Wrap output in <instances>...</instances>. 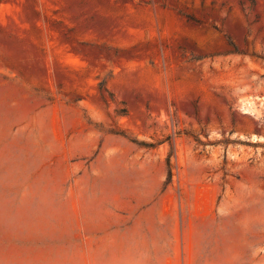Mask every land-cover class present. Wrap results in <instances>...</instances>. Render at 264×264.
Returning a JSON list of instances; mask_svg holds the SVG:
<instances>
[{
	"label": "rangeland",
	"instance_id": "1",
	"mask_svg": "<svg viewBox=\"0 0 264 264\" xmlns=\"http://www.w3.org/2000/svg\"><path fill=\"white\" fill-rule=\"evenodd\" d=\"M0 264H264V0H0Z\"/></svg>",
	"mask_w": 264,
	"mask_h": 264
}]
</instances>
